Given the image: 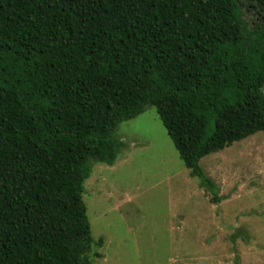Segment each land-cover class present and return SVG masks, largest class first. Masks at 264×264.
<instances>
[{"label": "trees", "instance_id": "16d2710c", "mask_svg": "<svg viewBox=\"0 0 264 264\" xmlns=\"http://www.w3.org/2000/svg\"><path fill=\"white\" fill-rule=\"evenodd\" d=\"M155 108L191 176L264 131V0H0V264H92L82 199Z\"/></svg>", "mask_w": 264, "mask_h": 264}, {"label": "rangeland", "instance_id": "374dc122", "mask_svg": "<svg viewBox=\"0 0 264 264\" xmlns=\"http://www.w3.org/2000/svg\"><path fill=\"white\" fill-rule=\"evenodd\" d=\"M116 161H93L82 199L92 264H264V131L199 160L217 201L184 166L153 106L119 122Z\"/></svg>", "mask_w": 264, "mask_h": 264}]
</instances>
